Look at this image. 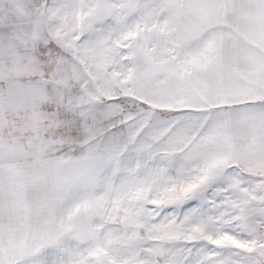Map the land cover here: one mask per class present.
<instances>
[{
  "label": "snow or ice",
  "instance_id": "1",
  "mask_svg": "<svg viewBox=\"0 0 264 264\" xmlns=\"http://www.w3.org/2000/svg\"><path fill=\"white\" fill-rule=\"evenodd\" d=\"M0 264H264V0H0Z\"/></svg>",
  "mask_w": 264,
  "mask_h": 264
}]
</instances>
